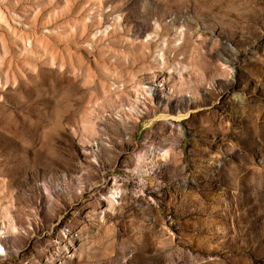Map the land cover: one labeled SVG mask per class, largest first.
Listing matches in <instances>:
<instances>
[{
	"label": "rangeland",
	"instance_id": "rangeland-1",
	"mask_svg": "<svg viewBox=\"0 0 264 264\" xmlns=\"http://www.w3.org/2000/svg\"><path fill=\"white\" fill-rule=\"evenodd\" d=\"M0 232V264H264V0H0Z\"/></svg>",
	"mask_w": 264,
	"mask_h": 264
},
{
	"label": "bare ground",
	"instance_id": "bare-ground-1",
	"mask_svg": "<svg viewBox=\"0 0 264 264\" xmlns=\"http://www.w3.org/2000/svg\"><path fill=\"white\" fill-rule=\"evenodd\" d=\"M163 118H167V117H165V116H162ZM183 116H180V115H178L176 118L177 119H180V118H182ZM145 160H146V155L145 154H143V155H141V156H139L138 157V166H141L142 165V163H144L145 162ZM138 169V168H137ZM106 204H107V209L109 210V211H112L113 209H114V207H115V205H117V201H116V199H115V197H114V195H110L109 197H107L106 198ZM11 229H12V232L14 233V235L16 234V233H18V231L19 230H17L14 226H12L11 227ZM2 236V233L0 232V237ZM0 252L2 253V255H6V250H5V248L0 244Z\"/></svg>",
	"mask_w": 264,
	"mask_h": 264
}]
</instances>
